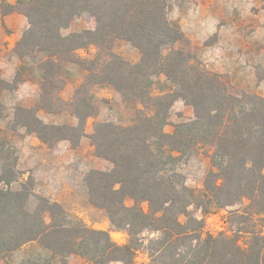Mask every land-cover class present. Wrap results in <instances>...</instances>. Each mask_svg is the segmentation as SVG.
Listing matches in <instances>:
<instances>
[{"label": "trees", "instance_id": "16d2710c", "mask_svg": "<svg viewBox=\"0 0 264 264\" xmlns=\"http://www.w3.org/2000/svg\"><path fill=\"white\" fill-rule=\"evenodd\" d=\"M14 10L28 26L13 52L20 62L33 56L40 88L33 107L14 108L16 127L49 147L60 141L77 147L86 119L97 114V86L114 89L135 118L127 126L96 122L88 135L95 156L112 166L86 175L89 203L126 233L122 245L106 231L69 220L30 180L10 189L17 158L0 138V256L34 244L42 255L22 264H66L70 255L93 264H134L140 248L147 264H264V98L232 93L224 75L192 55L190 41L169 18L167 0H18L4 13ZM78 17L92 18L94 29L63 34ZM116 40L136 48L139 60L115 53ZM89 48L95 49L91 57L78 55ZM64 65L85 72L68 101L59 95ZM20 77L17 72L9 82L0 72V94L16 89ZM177 100L193 108V117L165 133ZM39 111L68 112L77 124L44 123ZM196 151L209 163L199 190L178 170ZM217 210L226 211L227 229L203 234V216Z\"/></svg>", "mask_w": 264, "mask_h": 264}, {"label": "rangeland", "instance_id": "374dc122", "mask_svg": "<svg viewBox=\"0 0 264 264\" xmlns=\"http://www.w3.org/2000/svg\"><path fill=\"white\" fill-rule=\"evenodd\" d=\"M167 3L169 18L179 24L181 31L190 41L192 55L206 69L224 75L232 93H251L264 98V0H167ZM1 11L4 12L5 7H2ZM94 26L92 18L78 17L74 18L62 33L92 30ZM112 49L130 62L139 60V52L127 41L116 40ZM77 53L84 58L91 57L95 49L89 48ZM12 60L11 63L9 59V66L0 69L2 77L9 82L13 81L17 72L21 74V83L16 89L0 94V138L8 141L14 157L17 158V179L9 188L16 190L22 183L30 180L34 192L50 202L58 203L67 213L69 220H77L89 228L106 231L113 242L124 244L126 233L114 230L106 212L89 203L84 179L91 170L109 171L112 167L108 161L94 154V148L88 138L94 124L108 121L127 126L135 118V109L125 104L111 87L97 86L92 95L98 110L94 117L85 121L86 136L82 137L74 148L67 141H60L49 147L41 143L34 134H26L13 122L14 108L33 107L39 100L40 88L39 74L32 64L33 56L20 62L14 54ZM22 65H26L25 69H21ZM84 74L78 66L64 65L62 76L65 83L59 93L63 100L68 101L72 97ZM193 114L191 106L181 100L175 101L169 109L163 131L172 133L177 123L191 119ZM38 116L48 124H77V120L68 112L49 114L39 111ZM12 159L13 156L10 161ZM1 165L0 161V171ZM208 166V160L196 151L183 157L178 164V170L184 175L189 188L199 190L202 188ZM131 204V201L126 200L127 206ZM189 211L201 217L200 211L194 208ZM225 217L226 211L223 210L203 216V234L216 235L225 231L228 227ZM184 220L185 217L180 216V221ZM46 221L49 222L48 216ZM40 254L42 255L34 244L28 245L10 255L0 256V264H22ZM147 263L146 252L140 248L134 264ZM66 264L93 263L70 255Z\"/></svg>", "mask_w": 264, "mask_h": 264}, {"label": "crops", "instance_id": "0c3cea01", "mask_svg": "<svg viewBox=\"0 0 264 264\" xmlns=\"http://www.w3.org/2000/svg\"><path fill=\"white\" fill-rule=\"evenodd\" d=\"M18 0H0V69L10 65L14 59L13 48L27 28V20L24 15L16 10L2 12L1 8L16 6Z\"/></svg>", "mask_w": 264, "mask_h": 264}]
</instances>
